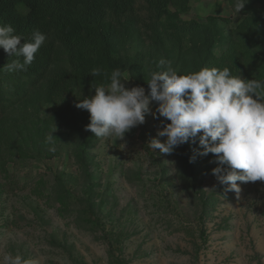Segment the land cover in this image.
I'll list each match as a JSON object with an SVG mask.
<instances>
[{"label": "rangeland", "instance_id": "rangeland-1", "mask_svg": "<svg viewBox=\"0 0 264 264\" xmlns=\"http://www.w3.org/2000/svg\"><path fill=\"white\" fill-rule=\"evenodd\" d=\"M135 5L146 16L142 0ZM210 16L229 20L225 34L239 19L228 0L192 1L181 19ZM129 79L125 86L136 87ZM251 79L264 82V70ZM53 110L9 109L28 155L7 156L6 173L0 168V261L10 253L34 264H264V182L238 181L239 199L225 192L212 174L216 157L197 154L199 137L172 155L151 150V139H166L157 137L170 123L163 117L146 114L124 140L84 146L95 136L85 130L90 119L66 125Z\"/></svg>", "mask_w": 264, "mask_h": 264}, {"label": "trees", "instance_id": "trees-1", "mask_svg": "<svg viewBox=\"0 0 264 264\" xmlns=\"http://www.w3.org/2000/svg\"><path fill=\"white\" fill-rule=\"evenodd\" d=\"M192 1L142 0L143 16L137 0H0V26L11 25L21 43L31 42L37 31L46 37L26 71L7 70V64L23 63V58L0 47L1 171H7V156L28 155L26 142L16 140L19 120L9 112L14 104L48 105L54 122L74 126L90 119L75 105L94 96L93 87L108 88L113 70L128 74L147 94L151 74L166 70L158 66L162 58L178 75L228 68L235 77L259 78L264 70V0H244L245 8L227 34L225 18L182 20ZM228 2L235 10L237 0ZM94 68L102 74L90 75ZM93 139L98 142L87 135L83 145ZM79 163L86 165L82 158Z\"/></svg>", "mask_w": 264, "mask_h": 264}, {"label": "clouds", "instance_id": "clouds-1", "mask_svg": "<svg viewBox=\"0 0 264 264\" xmlns=\"http://www.w3.org/2000/svg\"><path fill=\"white\" fill-rule=\"evenodd\" d=\"M246 3L237 0L235 11L242 12ZM46 37L34 32L31 42L21 43L22 36L14 34L11 25L0 26V47L15 57L5 68L26 71L34 62L35 54ZM158 66L163 72H153L147 82L150 93L140 86L128 89L125 82L130 79L120 69L109 77L110 85L93 87L95 95L80 100L75 107L90 114L86 131L97 138L116 137L124 140L126 133L145 123L146 114L154 119L163 117L170 123L161 122L157 137L147 146L162 155H172L179 146L197 142L203 151L210 153L220 165L212 170L225 192L232 191L240 198L239 182H264V82L246 80L232 76L228 68H202L198 72L178 75L171 63L160 59ZM101 70L94 68L90 75L100 76ZM107 76V74L105 73ZM156 102L155 112L150 105ZM52 136L48 137V142ZM194 160V157H193ZM227 166V167H225ZM0 264H34L19 254L3 256Z\"/></svg>", "mask_w": 264, "mask_h": 264}]
</instances>
